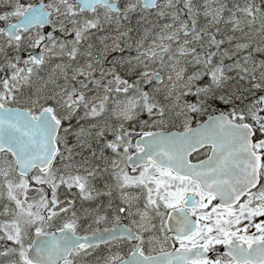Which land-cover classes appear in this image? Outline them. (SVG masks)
Returning a JSON list of instances; mask_svg holds the SVG:
<instances>
[{"label":"snow or ice","instance_id":"snow-or-ice-1","mask_svg":"<svg viewBox=\"0 0 264 264\" xmlns=\"http://www.w3.org/2000/svg\"><path fill=\"white\" fill-rule=\"evenodd\" d=\"M0 25V264H264V0Z\"/></svg>","mask_w":264,"mask_h":264},{"label":"rangeland","instance_id":"rangeland-1","mask_svg":"<svg viewBox=\"0 0 264 264\" xmlns=\"http://www.w3.org/2000/svg\"><path fill=\"white\" fill-rule=\"evenodd\" d=\"M0 26H2V25H0Z\"/></svg>","mask_w":264,"mask_h":264}]
</instances>
